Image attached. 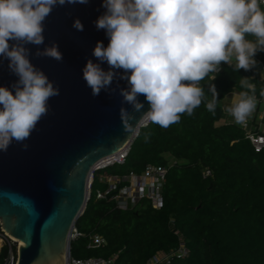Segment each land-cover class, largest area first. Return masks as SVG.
<instances>
[{
	"label": "clouds",
	"instance_id": "clouds-1",
	"mask_svg": "<svg viewBox=\"0 0 264 264\" xmlns=\"http://www.w3.org/2000/svg\"><path fill=\"white\" fill-rule=\"evenodd\" d=\"M88 3L0 0V59L8 61L17 77L11 86H0V152L30 138L49 111V99L60 93L32 63L27 45L37 46V57L62 61L58 44L39 47L45 44L44 21L57 6ZM101 6L105 11L94 23L104 30L108 44L97 42L92 56L98 62L87 60L82 78L94 97L115 91L114 81H125L119 94L134 112L144 109L143 96L148 110L136 123L139 127L168 128L182 115L191 116L202 102L215 115L218 93L213 81L222 62L234 73L250 71L258 66L257 53L264 52V0H103ZM72 27L84 29L80 19ZM237 87L241 90H232L226 112L243 126L257 108V85L239 76ZM259 97L264 98V86ZM120 115L122 120L134 118L126 108Z\"/></svg>",
	"mask_w": 264,
	"mask_h": 264
},
{
	"label": "trees",
	"instance_id": "trees-1",
	"mask_svg": "<svg viewBox=\"0 0 264 264\" xmlns=\"http://www.w3.org/2000/svg\"><path fill=\"white\" fill-rule=\"evenodd\" d=\"M255 59L264 63V52ZM239 76L253 79L260 107L264 79L255 69L234 73L222 62L213 81L218 93L215 115L202 102L191 116L182 115L168 128H141L126 163L110 168V175L118 176L141 174L148 165L166 168L160 210L143 200L121 211L113 202L97 199L106 185L95 176L90 199L75 223L79 236L70 242L72 259L146 264L184 246L187 257L175 255L171 264H264V148L255 151L247 138L249 128L235 122L218 125L226 118L222 102L232 90H241L234 89ZM251 131L264 135L259 129ZM95 236L104 239L98 248L91 247ZM5 254L3 249L0 260Z\"/></svg>",
	"mask_w": 264,
	"mask_h": 264
},
{
	"label": "water",
	"instance_id": "water-1",
	"mask_svg": "<svg viewBox=\"0 0 264 264\" xmlns=\"http://www.w3.org/2000/svg\"><path fill=\"white\" fill-rule=\"evenodd\" d=\"M102 2L57 6L46 18L45 44L39 47L58 44L62 61L37 57V46L27 45L32 63L60 93L49 99V111L30 138L0 152V228L20 243L16 264H67L70 233L85 209L95 165L126 149L143 128L136 123L148 104L140 96L144 109L134 112L124 103L119 88L125 81L94 97L82 78L87 60L98 62L92 56L97 42L108 44L94 23L105 11ZM76 19L83 31L72 27ZM16 80L8 61L0 59V86ZM121 108L134 118L122 120Z\"/></svg>",
	"mask_w": 264,
	"mask_h": 264
},
{
	"label": "built area",
	"instance_id": "built-area-1",
	"mask_svg": "<svg viewBox=\"0 0 264 264\" xmlns=\"http://www.w3.org/2000/svg\"><path fill=\"white\" fill-rule=\"evenodd\" d=\"M260 72L264 75V63H259ZM264 79V76H263ZM234 122V121H233ZM244 128H249L247 122L243 125ZM139 134V133H138ZM135 136V138L138 136ZM134 138V139H135ZM247 138L251 141L255 151H261L264 148V135H257L251 130H248ZM133 139V140H134ZM133 142V141H132ZM132 143L120 153L106 157L98 162L89 179L87 201L91 196V187L96 175H99L101 183L106 185L104 191L97 192V199L113 202L116 208L121 211H128L133 209L139 202L147 200L151 203L152 207L160 210L163 206V187L167 181V169L160 166L148 165L141 174L130 173L129 175H107L104 174L106 170L123 166L126 163ZM207 173L206 175H208ZM79 236L75 226L73 227L69 240L74 241ZM104 244V239L95 236L92 238V248H98ZM20 243L14 238L0 232V253L6 249V254L1 258V264H16L18 261V249ZM178 258H185L188 255L184 246L177 254H162L153 257L146 264H171L174 256ZM115 258L100 259L91 258L87 260L72 259L69 247V256L67 264H114Z\"/></svg>",
	"mask_w": 264,
	"mask_h": 264
},
{
	"label": "crops",
	"instance_id": "crops-1",
	"mask_svg": "<svg viewBox=\"0 0 264 264\" xmlns=\"http://www.w3.org/2000/svg\"><path fill=\"white\" fill-rule=\"evenodd\" d=\"M260 71V70H259ZM262 72V71H261ZM262 79H263V74H261ZM258 104V103H257ZM259 105V104H258ZM257 109H259L260 113H262L260 120L258 122V119L256 121H254V118H256V114H257ZM260 115V114H259ZM259 115L257 114V116L259 117ZM227 123H231L233 122L232 117L229 115L227 121ZM247 122L249 123V130H255V129H259L262 133H264V103L259 107L257 106L256 110L254 111V113L248 118Z\"/></svg>",
	"mask_w": 264,
	"mask_h": 264
},
{
	"label": "rangeland",
	"instance_id": "rangeland-1",
	"mask_svg": "<svg viewBox=\"0 0 264 264\" xmlns=\"http://www.w3.org/2000/svg\"><path fill=\"white\" fill-rule=\"evenodd\" d=\"M255 70H256L257 76L260 77V78H262V76H261V72L259 71V70H260V65H259V64H258V66H257V68H256ZM232 95H233V94L228 95V96L225 98V100L222 102V107H223V109H224V111H225L226 118H225V120L219 122L218 125L225 123V122L227 121L228 117H229V114L226 112V108L231 104ZM257 106H258V104H257ZM261 115H262V113H260V115H259V117H258V122H259V120H260ZM103 173H104V174H107V175H110V174H111V169H108V170H106V171L103 172Z\"/></svg>",
	"mask_w": 264,
	"mask_h": 264
}]
</instances>
